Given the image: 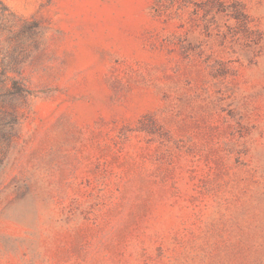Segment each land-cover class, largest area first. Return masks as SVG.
Returning <instances> with one entry per match:
<instances>
[{"label": "rangeland", "instance_id": "rangeland-1", "mask_svg": "<svg viewBox=\"0 0 264 264\" xmlns=\"http://www.w3.org/2000/svg\"><path fill=\"white\" fill-rule=\"evenodd\" d=\"M0 264H264V0H0Z\"/></svg>", "mask_w": 264, "mask_h": 264}]
</instances>
